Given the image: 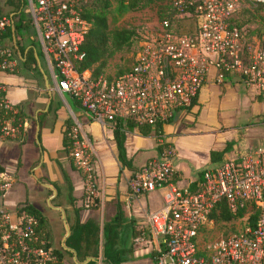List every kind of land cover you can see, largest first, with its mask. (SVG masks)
I'll list each match as a JSON object with an SVG mask.
<instances>
[{"label":"built area","instance_id":"obj_1","mask_svg":"<svg viewBox=\"0 0 264 264\" xmlns=\"http://www.w3.org/2000/svg\"><path fill=\"white\" fill-rule=\"evenodd\" d=\"M23 1L31 40L37 43L56 90L68 94L92 120L167 123L174 111L195 99L210 69L218 83L226 74H237L264 101V50L244 43L231 23L240 0H163L177 16L193 17L194 29L179 33L168 19L158 21L134 51L130 68L110 78L76 69L88 28L80 15L82 0ZM15 20L11 14H0V75L22 66L21 58L1 42ZM71 118L65 133L67 154L81 173L84 202L92 203L98 197L93 153L79 122ZM24 126L0 80V138L18 139ZM156 138L160 140V135ZM160 144V157L148 159L127 182L132 200L161 190L160 206L144 215L149 233L158 238L155 264H264V148L225 157L203 169L195 182L180 187L171 180L172 150ZM13 181L11 174L0 170V264H55L51 247L37 233L36 218L20 207L2 204ZM221 205L230 215L241 213L235 219L239 225L223 237L202 241L211 213ZM250 206L258 210L252 224Z\"/></svg>","mask_w":264,"mask_h":264},{"label":"crops","instance_id":"obj_2","mask_svg":"<svg viewBox=\"0 0 264 264\" xmlns=\"http://www.w3.org/2000/svg\"><path fill=\"white\" fill-rule=\"evenodd\" d=\"M9 10L0 0V14ZM30 40L16 41L15 52L19 48L25 52L31 47ZM2 42L8 43L7 38ZM0 80L25 121L22 137L0 138V168L14 179L1 201L4 206L14 204L5 206L8 209H22L26 203L38 212L31 201L46 204L47 209L40 212L42 229L55 264H110L101 255V244L108 235L115 249L122 251L118 264H155L158 238L149 233L144 215L160 206L161 190L132 200L127 182L148 159L160 157V143L172 150L171 180L180 187L195 182L203 169L216 164L218 161L210 162L209 152L225 144L223 158L264 148L258 140L263 136L264 101L257 89L237 74H226L218 83L210 69L195 97L196 105L188 111H174L162 125L160 140L135 130L127 132L124 150L129 167L117 159L113 123L90 119L68 94L58 92L42 55L30 68L21 66L14 73L1 74ZM72 115L93 153L98 197L92 203L84 202L81 173L65 152V133ZM16 193L17 199L12 198Z\"/></svg>","mask_w":264,"mask_h":264},{"label":"trees","instance_id":"obj_3","mask_svg":"<svg viewBox=\"0 0 264 264\" xmlns=\"http://www.w3.org/2000/svg\"><path fill=\"white\" fill-rule=\"evenodd\" d=\"M10 6V10L7 14H11L13 17H16V20L13 22L12 26H9L2 35V38H7L8 45L14 54L21 55L22 67L30 68L31 64H34L38 56L41 55L40 52L33 47L28 48L25 52L24 49H18V53L15 52L14 47L16 46V37L15 32L17 29H25L28 27V18L25 13L22 11L24 6L23 0H4ZM115 2L117 5L116 12L122 13L126 11L138 10L148 5H156V18L157 21L162 19H168L174 30L179 33H188L194 29V20L193 17H183L177 16L173 9L165 3L163 0H82L80 2V15L88 23V28L84 36V41L80 46V51L83 53V57L80 61L75 63L76 69L78 71L88 70L91 77H97L102 74V69L104 68L106 61L114 53L123 50L131 45L133 31L129 29H108V16L112 11V3ZM241 8L235 13L234 18L231 20L233 26H235L241 35V39L246 44H253L254 37L261 38V41L264 43V0L261 3H252L250 9H246V12L249 17V22L253 23L255 27L249 32V35L254 36L253 39L246 37L244 35L242 26L240 22H237V15L239 14ZM29 23V22H28ZM248 35V36H249ZM2 39V40H3ZM257 46V44H256ZM260 48L259 46H257ZM23 55V56H22ZM127 71V70H126ZM125 72V71H123ZM122 72V73H123ZM121 74V73H120ZM119 75V74H118ZM196 100L193 99L189 106L181 110H190L192 106L196 105ZM19 117L23 118L19 112ZM39 124V121L38 123ZM161 123H155L153 125L148 124H136L127 119H117L113 123L112 135L115 142L117 150V159L122 166H130L128 159L125 156L124 150V139L127 132H132L135 130L142 136L161 135L162 131ZM66 138V137H65ZM65 152H68V140H65L64 143ZM162 145L159 144L158 148L161 149ZM227 151V144L220 150H213L209 152L210 162H216L221 160L225 152ZM0 170H2L0 168ZM22 209L31 213L37 220V233L43 238L48 239L47 235L43 232V218L40 213L32 208L29 204H22ZM249 210L253 211L249 215V223L252 224L258 210L254 209L252 206L249 207ZM218 215H215L214 212L211 213L210 217L216 220H230L231 218L238 217L241 213L236 215H230L225 209L224 206H220ZM72 231V230H71ZM115 242L111 239V236H107L103 243L101 244V255L104 259L110 264H118L121 261L120 254L122 251L115 249Z\"/></svg>","mask_w":264,"mask_h":264},{"label":"rangeland","instance_id":"obj_4","mask_svg":"<svg viewBox=\"0 0 264 264\" xmlns=\"http://www.w3.org/2000/svg\"><path fill=\"white\" fill-rule=\"evenodd\" d=\"M240 3L241 10L237 15L236 21L241 23L244 35L253 39L254 36L249 35V32L255 27V25L249 22V17L246 12V9H250L252 7V2L251 0H240ZM116 5L117 4L115 2L112 3V11L108 16V29L112 30L115 28H124L133 31L134 34L132 37L131 45L129 47L114 53L107 59L106 64L102 69V74L109 78L116 76L130 68L134 57V51H136L139 45L144 42L150 34L154 32V30L156 29V24L158 22L156 18V5H148L138 10L126 11L122 13L116 12ZM22 11L24 12V6L22 8ZM27 24V28H20L15 32L16 41H19L20 38L23 41H28L33 37L32 29L29 26L28 22ZM32 43L35 49L38 50L37 43L35 41H33ZM253 44L255 46L257 44L260 49L264 50V43L261 41L260 37H254ZM64 96L66 97V94H64ZM260 127L262 128L263 136H260L258 140L260 142L263 141V143L261 144L264 145V125H260ZM11 197L17 199V193L15 195H11ZM9 199L11 198L9 197ZM31 204L40 209V212H44V210L47 209L45 203L43 204L40 202L31 201ZM13 205L14 204L6 203L5 206L11 207ZM224 209L227 211L226 208ZM218 213L219 212L214 211L215 215H218ZM236 218H231L230 220L212 219L210 227L202 233V241H213L218 237H223L224 235H226L228 232L239 225V223L235 222Z\"/></svg>","mask_w":264,"mask_h":264}]
</instances>
